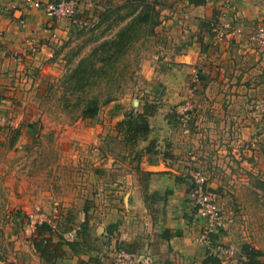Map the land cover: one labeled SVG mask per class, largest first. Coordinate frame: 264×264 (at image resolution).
Instances as JSON below:
<instances>
[{"label":"rangeland","instance_id":"374dc122","mask_svg":"<svg viewBox=\"0 0 264 264\" xmlns=\"http://www.w3.org/2000/svg\"><path fill=\"white\" fill-rule=\"evenodd\" d=\"M187 1L113 0L82 16V22L64 26L51 56L34 64L37 77L3 78V257L28 248L26 218L35 211L66 220L71 208L94 204L100 182L83 160L89 148L84 144L90 145L91 137L82 127L89 125L79 119L90 106L120 100L132 106L173 103L169 113L189 165L182 176L188 177L193 166L201 168L228 216V239L221 243L238 251L249 245L264 259V50L258 53L250 44L243 48L232 44L221 64L209 63L214 74L197 68L196 83L189 72L184 87L164 100L165 93L157 95L154 90L155 75L190 62L175 60L176 54L188 51L172 33L177 22L190 19L184 8ZM146 10L152 25L139 16Z\"/></svg>","mask_w":264,"mask_h":264},{"label":"crops","instance_id":"0c3cea01","mask_svg":"<svg viewBox=\"0 0 264 264\" xmlns=\"http://www.w3.org/2000/svg\"><path fill=\"white\" fill-rule=\"evenodd\" d=\"M112 1L77 0V16L96 13ZM185 6L190 19L177 22L172 33L181 44L186 43L188 51L176 54L175 60L190 62L155 75L154 90L157 95L165 93L164 100L184 87L189 72L191 82L197 68L208 76L214 74L210 64H221V59L230 55L232 44L240 48L250 44L258 53L264 50L256 37L258 27L264 25V0H189ZM71 21L26 7L19 0H0V83L14 74L37 77L34 64L51 56L55 40ZM156 106V111L147 115L150 130L130 142L119 122L130 114L145 112V103L132 106L114 100L100 107L94 117L81 116L79 121L89 125L82 127L91 137L90 145L84 144L89 148L83 160L100 182L99 196L90 208H71L66 220L62 215L59 219H53L55 214L39 215L32 209L36 213L26 218L30 219L26 223L28 248L10 258L0 254V264H110L115 240L132 250L149 248L155 264H251L244 247L232 255L195 240L190 184L182 176L189 169L188 157L169 113L173 103L164 101ZM41 221L50 225L49 231L40 232L36 223ZM227 226L228 222L211 237L227 242ZM46 232L51 239L46 238ZM66 239H73L75 247ZM255 259L254 264L264 263L258 253Z\"/></svg>","mask_w":264,"mask_h":264},{"label":"built area","instance_id":"2783aa9c","mask_svg":"<svg viewBox=\"0 0 264 264\" xmlns=\"http://www.w3.org/2000/svg\"><path fill=\"white\" fill-rule=\"evenodd\" d=\"M29 8L42 9L47 15L59 20H72L82 22L77 16V0H19ZM260 44L264 45V25H260L256 32ZM199 82V73L193 79ZM195 158V155H191ZM190 184L189 194L194 223L197 225L195 240L208 244L210 248L220 253H234L235 247L226 246L218 239L211 237L212 233L220 232L226 228L227 221L224 209L220 202V194L214 189L205 172L194 167L187 177ZM110 264H155L154 253L147 247L128 249L118 240L111 243Z\"/></svg>","mask_w":264,"mask_h":264},{"label":"trees","instance_id":"16d2710c","mask_svg":"<svg viewBox=\"0 0 264 264\" xmlns=\"http://www.w3.org/2000/svg\"><path fill=\"white\" fill-rule=\"evenodd\" d=\"M152 8H154V6H152ZM139 16L141 17L142 20H144L146 22H150V25H152L151 21H149L150 13L148 10H146V12H144V15L142 13H139ZM156 109H157V106L154 103L147 104L145 112L139 113L138 115L130 114L126 118H124L123 120H121L119 122L120 124L124 125V128H125L126 133H127L126 140L128 142H130L133 139H136L138 137L139 133H147L150 130L147 115L153 114L156 111ZM98 111H99V106H97V105L96 106H90L83 111L82 115H83V117H94L98 113ZM36 224H37V228L40 230V232L41 231L44 232L45 230L49 231L51 228L50 225L48 223H46L45 221H41L40 223H36ZM45 236L47 239H51V235L48 236L47 232L45 233ZM66 242L71 247H75V245H76L75 241L73 239H66ZM243 247L245 248V251L248 255V258H249L248 261L251 264H254V262L257 261L255 259L257 256V252L253 248H251L249 245H245ZM58 253H59V251L57 250V253H55V255H57ZM262 264H264V263H262Z\"/></svg>","mask_w":264,"mask_h":264}]
</instances>
